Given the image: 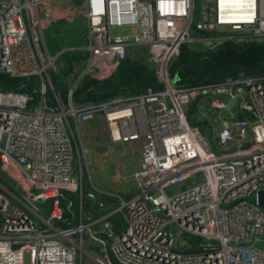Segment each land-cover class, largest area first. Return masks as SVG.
I'll return each instance as SVG.
<instances>
[{
	"label": "built area",
	"instance_id": "obj_1",
	"mask_svg": "<svg viewBox=\"0 0 264 264\" xmlns=\"http://www.w3.org/2000/svg\"><path fill=\"white\" fill-rule=\"evenodd\" d=\"M60 1L0 0V74L33 83L32 96L0 89V264H264L256 245L264 237L256 201L264 190V75L186 85L168 74L184 43L264 42V0H81L86 56L64 92L51 79L55 57L42 36ZM133 49L143 50L156 88L74 102L83 76L109 77ZM193 100L197 118L215 112L220 153L188 122ZM96 115L111 142L141 139L128 196L99 197L83 177L78 127ZM69 194L77 218L62 227L74 216ZM84 198L117 204L84 218Z\"/></svg>",
	"mask_w": 264,
	"mask_h": 264
},
{
	"label": "trees",
	"instance_id": "obj_2",
	"mask_svg": "<svg viewBox=\"0 0 264 264\" xmlns=\"http://www.w3.org/2000/svg\"><path fill=\"white\" fill-rule=\"evenodd\" d=\"M202 46L204 45L198 42L181 45L179 55L168 65L171 79L176 78V81L186 85H196L221 82L238 74L246 77L264 75V42L251 40L237 43L225 39L220 44L214 45L217 47L212 51H204ZM129 55L128 51L127 56L121 60L109 77L102 80L85 77L81 81L82 86L74 92V102L105 101L119 95L141 94L148 86L156 88L152 66L150 65L149 68L138 61V58H130ZM21 85L23 87L20 88ZM32 87L33 83L30 79L0 74L1 90L20 91L32 96ZM194 111L195 100L191 102L188 112L191 114ZM235 115L241 117L246 114L236 112ZM188 122L197 126L200 132L210 139L212 123H217V120L215 112L211 111L209 120L191 116Z\"/></svg>",
	"mask_w": 264,
	"mask_h": 264
},
{
	"label": "crops",
	"instance_id": "obj_3",
	"mask_svg": "<svg viewBox=\"0 0 264 264\" xmlns=\"http://www.w3.org/2000/svg\"><path fill=\"white\" fill-rule=\"evenodd\" d=\"M52 5L55 19L50 25L62 29L65 23L69 21L75 6L68 0L54 2ZM70 85L72 84H69L67 88ZM67 88L62 90L65 91ZM78 130L84 149V157L79 166L83 172L87 173L86 184H91L98 191L99 197L105 196V194L111 195V197L132 194L134 191L132 174L138 167L141 139L126 143L111 142L99 115L80 124ZM91 174H93L92 177ZM108 201V206L99 207L95 205L103 213L115 202L111 198ZM115 218L119 222L117 216Z\"/></svg>",
	"mask_w": 264,
	"mask_h": 264
},
{
	"label": "rangeland",
	"instance_id": "obj_4",
	"mask_svg": "<svg viewBox=\"0 0 264 264\" xmlns=\"http://www.w3.org/2000/svg\"><path fill=\"white\" fill-rule=\"evenodd\" d=\"M73 4L76 7H73V12L69 18V21L65 23V26L62 29H59L58 27H54L52 24L48 27L42 28V36L44 39V44L47 50V53L53 58L55 57L53 67L50 71L51 73V79L54 81V85L56 90L58 87L61 89L67 88L71 82L76 80L75 75L78 73V68L81 66L80 62L85 58L86 51L82 48L86 45L87 39L85 36V20L80 14L82 7H81V0H72ZM122 29H112L111 33H121ZM199 32H195L192 35L196 36V34ZM228 31L222 29L221 32H216L214 30H209L208 32H205L206 35L209 37H217L223 34H227ZM202 46V49L204 51H212L214 50L219 43L213 39H210L206 43H200ZM133 54V58H138V61L143 62L147 67L150 68V64L147 65V61L143 59V50L139 49H133L131 50ZM124 59V58H123ZM77 67V70L75 72H72L71 70H74ZM69 72L71 75L69 76ZM69 78H68V77ZM86 76H83L78 82L76 86V90L82 86L81 81ZM176 78H173L172 81H175ZM64 92V91H63ZM79 103V102H78ZM192 116H195L194 113H191ZM197 118V117H196ZM207 120H209V116L206 114ZM198 119V118H197ZM216 123V122H214ZM212 123L211 129H210V139L208 141L211 144V148L214 152L220 153L219 149L217 148L215 144V139L213 137V134L215 130L217 129L218 125L217 123ZM83 177L87 175V173L83 172ZM93 174H91V177ZM76 179L78 176H75ZM87 181V179H86ZM188 183H184L182 185H175L170 188H167L165 190V193L167 196H171L174 192L185 189ZM86 191V187L83 186V192ZM70 199H72L73 206H72V214L74 215L71 219L68 213H64L63 217L70 219L72 221V224H66V223H59L62 227H67L69 225L75 224V221L77 218V199L75 198L74 194L68 195ZM113 206H115L117 203H112ZM42 210L45 212L47 209L42 208ZM83 217L85 218L87 215H90L91 217H95L102 214V210L95 205L92 201L84 198L83 199ZM117 216L118 220L115 218ZM113 220H117L118 224L121 226L122 221L120 219L119 214H115L111 217ZM58 223V222H55ZM185 239L186 241H191V236L188 234H181L179 236V239ZM257 246L264 248V237H262L259 241L256 243Z\"/></svg>",
	"mask_w": 264,
	"mask_h": 264
},
{
	"label": "water",
	"instance_id": "obj_5",
	"mask_svg": "<svg viewBox=\"0 0 264 264\" xmlns=\"http://www.w3.org/2000/svg\"><path fill=\"white\" fill-rule=\"evenodd\" d=\"M256 201L260 207L264 206V190H259L256 192Z\"/></svg>",
	"mask_w": 264,
	"mask_h": 264
}]
</instances>
